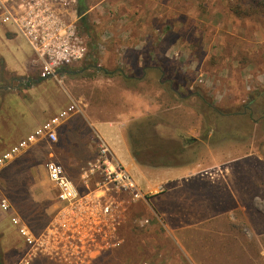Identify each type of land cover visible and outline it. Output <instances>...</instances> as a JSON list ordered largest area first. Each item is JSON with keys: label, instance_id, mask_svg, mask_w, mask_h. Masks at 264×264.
Returning <instances> with one entry per match:
<instances>
[{"label": "rangeland", "instance_id": "rangeland-1", "mask_svg": "<svg viewBox=\"0 0 264 264\" xmlns=\"http://www.w3.org/2000/svg\"><path fill=\"white\" fill-rule=\"evenodd\" d=\"M75 4L65 13L77 24ZM87 4L96 39H85L84 57L68 66H117L155 84L126 89L117 70L89 64L72 77L62 69L37 77L30 45L13 25L2 26L0 150L75 100L82 112L60 124L56 140L66 155L83 164L97 132L141 189L157 190L153 209L131 206L118 228L122 240L83 264H264V116L243 112L264 87V24L236 17L223 0ZM187 136L196 140L182 146ZM48 150L38 141L0 166V199L9 203L11 179L38 200L51 198ZM18 161L21 171H9ZM9 214L0 210L2 264H61L43 254L21 262L24 244ZM134 215L148 221L137 226Z\"/></svg>", "mask_w": 264, "mask_h": 264}, {"label": "built area", "instance_id": "built-area-1", "mask_svg": "<svg viewBox=\"0 0 264 264\" xmlns=\"http://www.w3.org/2000/svg\"><path fill=\"white\" fill-rule=\"evenodd\" d=\"M77 0H0V27L11 24L25 38L40 61V75L48 77L57 70L81 60L87 50L78 33L76 18L65 10ZM79 105L71 100L24 137L0 152V166L38 141L57 140L60 124ZM95 152L77 175L81 187L50 151L44 162L48 181L56 189V210L43 230L35 234L19 215L10 211L5 198L0 210L24 244L28 262L37 254L61 264H83L96 253L118 244V228L127 220L128 210L141 202L149 208L152 192H143L132 175L116 158L108 144L98 139ZM133 223L142 226L148 220L134 215ZM20 262V263H21Z\"/></svg>", "mask_w": 264, "mask_h": 264}, {"label": "trees", "instance_id": "trees-1", "mask_svg": "<svg viewBox=\"0 0 264 264\" xmlns=\"http://www.w3.org/2000/svg\"><path fill=\"white\" fill-rule=\"evenodd\" d=\"M223 1L226 6V9L236 17L250 18L254 21L261 22L264 24V0H223ZM75 6H76L75 7L76 13L78 15V22L76 24L78 33L84 38V40L87 39L88 42H95L96 38L92 36V30L89 24V15L87 12L88 9L87 0H77ZM93 61L97 63L95 59ZM88 64L89 62L88 63L84 62L83 65H81V67L87 66ZM61 69H62L61 71H63L65 75L72 77L74 76L73 75L74 71L76 69H79V67L73 68L72 66H66ZM109 69L112 72L116 70L118 71L117 74L122 76V80L124 82L123 85L126 89L142 92L143 89H146L145 87L151 84H155L153 77L150 76L144 77L143 81L141 80L142 82H144V84L142 85V83H139L137 81V78L133 76H129L126 72H124V68H118L117 66L115 68H108V66H103V70L105 72L109 71ZM37 77L42 78V76L40 75V70L37 73ZM249 103L251 105V108L254 109V111L258 115L264 114V87L257 89L255 93L251 94L249 98ZM59 129L60 128L58 127V132ZM143 129H145L146 133H148V130L146 128L143 127ZM48 145L50 146V150H48V153L50 151L53 153V157L65 167L69 176H71L74 179V181L78 184V186L81 187L77 181V175L80 171V168L88 159H90V157H87L86 159L82 160L85 162L81 165H78V163L75 164V161L68 154L66 155V152L62 150V146H60L59 143L55 141L52 143H48ZM4 149L2 148L0 152ZM25 157L27 158L28 156ZM21 161L11 164L12 168L9 171L11 172L21 171V164H20ZM65 165L68 166V168L69 167L70 168L68 169ZM8 184L10 186L9 187L10 190L9 192H7L9 195L7 198L9 199V203H10V211L19 215L20 218L28 225V227L32 230L33 233L35 234L40 233L56 210L55 207L53 211L51 212L48 211L50 205H52L53 203L55 204L56 202V189L52 187L54 193L51 194V198L45 197V195H43L42 199L38 200L36 196L32 194V192H30L32 188L27 190V188L25 187H19V185L14 183L12 179L9 180ZM253 224L258 226V221H254ZM0 256H1V250H0ZM39 258H43V257H39ZM0 264H2L1 260H0Z\"/></svg>", "mask_w": 264, "mask_h": 264}, {"label": "crops", "instance_id": "crops-1", "mask_svg": "<svg viewBox=\"0 0 264 264\" xmlns=\"http://www.w3.org/2000/svg\"><path fill=\"white\" fill-rule=\"evenodd\" d=\"M102 68V67H101ZM103 69V68H102ZM82 111H81V109H80V107H79V112H77V113H81ZM55 113V112H54ZM53 113V114H54ZM53 114H51V115H53ZM50 115V116H51ZM50 116H48L47 118H49ZM47 118H45V119H43L38 125H40L44 120H46ZM69 118V117H68ZM65 121V120H64ZM108 124H111L112 125V123L111 122H109ZM37 125V126H38ZM37 126H35L34 128H36ZM34 128H31V129H28V130H26L25 132H23L22 134H20V135H17L16 136V138H14V139H12V140H9V142L10 143H8L9 145L7 146V147H9L11 144H13V143H15L16 141H18L19 139H21L22 137H24L27 133H29L30 131H32ZM194 137V136H193ZM196 138V137H195ZM98 139H101V140H103V141H105L106 142V140L99 134V133H97V132H95V136L93 137H90V138H88V142H91L92 141V143H93V146H94V148H96L95 146H96V141L98 140ZM88 142H86V143H88ZM107 143V142H106ZM91 144V143H90ZM108 144V143H107ZM90 146H92V145H90ZM108 146L110 147V145L108 144ZM6 147V148H7ZM5 148V149H6ZM111 148V147H110ZM4 149V150H5ZM111 151L113 152V154H114V156L116 157V158H118L117 157V155L115 154V152L113 151V149L111 148ZM95 152V151H94ZM119 159V158H118ZM120 161V160H119ZM49 182V181H48ZM50 183V182H49ZM50 185H51V187H53L52 186V184L50 183ZM160 187V186H159ZM54 188V187H53ZM158 189H160V188H158ZM143 190V192H148V191H151L153 194H151V196L152 195H154V193L157 191L156 189H155V184L154 185H147L144 189H142ZM150 196V197H151ZM150 197H149V200H150ZM149 208L152 206L151 204H150V201H149ZM152 209H153V207H151ZM7 220H8V222H9V219H8V217H7ZM9 224H10V222H9Z\"/></svg>", "mask_w": 264, "mask_h": 264}, {"label": "flooded vegetation", "instance_id": "flooded-vegetation-1", "mask_svg": "<svg viewBox=\"0 0 264 264\" xmlns=\"http://www.w3.org/2000/svg\"><path fill=\"white\" fill-rule=\"evenodd\" d=\"M177 93L180 94L179 91H177ZM211 106L214 107L213 104H211ZM247 110L253 112V111H252V108H251V107H248V106L246 105V106H244V111H243V112H246ZM217 112L221 113L220 110H218ZM261 116H264V114H263V115H259V117H261ZM195 140H196L195 137H193V136H187L186 138H184V139L182 140L181 145H182V146H186L187 144H190V143L194 142Z\"/></svg>", "mask_w": 264, "mask_h": 264}, {"label": "water", "instance_id": "water-1", "mask_svg": "<svg viewBox=\"0 0 264 264\" xmlns=\"http://www.w3.org/2000/svg\"><path fill=\"white\" fill-rule=\"evenodd\" d=\"M94 67V68H96V69H99V68H101L99 65H97V64H94V63H91V64H89L88 65V67ZM86 67H82L81 69H79V70H77V71H82V70H84Z\"/></svg>", "mask_w": 264, "mask_h": 264}]
</instances>
